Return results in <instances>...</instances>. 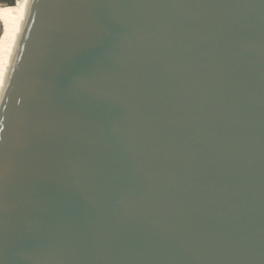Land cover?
Instances as JSON below:
<instances>
[{
    "label": "water",
    "instance_id": "95a60500",
    "mask_svg": "<svg viewBox=\"0 0 264 264\" xmlns=\"http://www.w3.org/2000/svg\"><path fill=\"white\" fill-rule=\"evenodd\" d=\"M0 106V264H264V0H33Z\"/></svg>",
    "mask_w": 264,
    "mask_h": 264
},
{
    "label": "bare ground",
    "instance_id": "6f19581e",
    "mask_svg": "<svg viewBox=\"0 0 264 264\" xmlns=\"http://www.w3.org/2000/svg\"><path fill=\"white\" fill-rule=\"evenodd\" d=\"M33 0H15L13 4L0 6V21L3 31L0 36V106L6 92L13 60L19 47L20 37L24 22L31 10ZM21 4L23 8L21 10Z\"/></svg>",
    "mask_w": 264,
    "mask_h": 264
},
{
    "label": "rangeland",
    "instance_id": "374dc122",
    "mask_svg": "<svg viewBox=\"0 0 264 264\" xmlns=\"http://www.w3.org/2000/svg\"><path fill=\"white\" fill-rule=\"evenodd\" d=\"M10 2L15 3V0H0V6L5 5V4H9ZM3 26L4 25H2V22L0 21V36L2 35Z\"/></svg>",
    "mask_w": 264,
    "mask_h": 264
},
{
    "label": "snow or ice",
    "instance_id": "6c2138e0",
    "mask_svg": "<svg viewBox=\"0 0 264 264\" xmlns=\"http://www.w3.org/2000/svg\"><path fill=\"white\" fill-rule=\"evenodd\" d=\"M27 3V0H23V4H26ZM23 4H21V10L23 8Z\"/></svg>",
    "mask_w": 264,
    "mask_h": 264
},
{
    "label": "trees",
    "instance_id": "16d2710c",
    "mask_svg": "<svg viewBox=\"0 0 264 264\" xmlns=\"http://www.w3.org/2000/svg\"><path fill=\"white\" fill-rule=\"evenodd\" d=\"M14 2H10L9 4H13Z\"/></svg>",
    "mask_w": 264,
    "mask_h": 264
}]
</instances>
